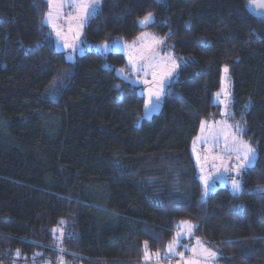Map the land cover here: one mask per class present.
I'll list each match as a JSON object with an SVG mask.
<instances>
[{
	"label": "trees",
	"instance_id": "obj_1",
	"mask_svg": "<svg viewBox=\"0 0 264 264\" xmlns=\"http://www.w3.org/2000/svg\"><path fill=\"white\" fill-rule=\"evenodd\" d=\"M249 1H101L84 44L152 30L180 59L162 109L142 119L145 96L118 73L123 53L92 47L69 62L47 0H0L1 263L140 264L145 241L164 251L187 220L220 264H264V17ZM225 66L257 160L240 193L220 186L202 199L192 145L201 121L223 117Z\"/></svg>",
	"mask_w": 264,
	"mask_h": 264
},
{
	"label": "rangeland",
	"instance_id": "obj_2",
	"mask_svg": "<svg viewBox=\"0 0 264 264\" xmlns=\"http://www.w3.org/2000/svg\"><path fill=\"white\" fill-rule=\"evenodd\" d=\"M100 4H101V2H100ZM100 4H99V6H100ZM55 9H56V5L54 4L53 5V13H54L53 23L62 27V36H66L69 43L74 42V43H77L79 46V51L76 52L74 60H76V58L79 54L83 53L85 50H87L88 48H92V47L94 49L98 50L99 52L104 53V54L109 53V52H121V53H123L126 57V60H127V66L124 68H119L118 73L124 78L127 77V80L130 81L131 83L139 86L140 93L145 96L146 100H147L148 95H149V89H151L152 91L157 90L156 86L153 82V77H152L153 69H150V68L146 69V71L148 72V75H145L144 71H141L139 73L133 72L130 65H129V56L132 55L135 58L138 55L140 50L146 48L148 45H150L152 43L153 37L158 38L160 40H163V44L154 45L155 52L161 58H166L170 54L172 57H174L176 59V62L179 65V67L176 68L172 77L166 81V85L164 88L163 95H162L160 101L158 102L159 106L154 108V109H146L145 108L142 119L143 118H151L153 114L159 112L162 109L163 98H164V94L166 92V89L168 87V84L173 80L174 76H176V74L180 68V64H181L179 57L177 55H175L173 51H171V50L164 51L163 50V46L165 43L164 37H162L161 35L157 34L156 32H154L152 30H144L140 34V36H138V38H136L134 40H126L123 37H118V38H115L111 41L100 42V43H96L92 46H87L86 44H84V39H83L84 27H85L86 23L84 24V27L81 31L79 40L74 41L73 40L74 33H71L68 30L69 29V23H68L66 17L69 14L75 13V11H76L75 8L73 6H71L70 0H66L64 7L62 9V16L60 19H55ZM96 10H95V12H96ZM90 16L88 18H90ZM153 20H154V14H153ZM46 22H47V20H46ZM47 24L51 27L52 32L54 33V36L56 39V47L59 48V50H67L66 55H68L71 50L65 49L63 47L64 40L62 38H58L56 35V32L53 30V27L48 22H47ZM142 26H145V25H142ZM142 34H147V35L142 36ZM157 63H159V68L156 69L158 76L160 74H162L163 72L168 71L172 67L170 62L165 64V63H160L159 61H157ZM225 67L228 68V66H225ZM224 68L222 70L221 88L215 93L216 102L221 104V106H222L223 117L218 119V120H209V119L203 120V121L207 122L205 131L202 133L201 128H200V132L197 136V137H202V139L197 140V137H196V139L194 140L193 145H192V152L194 154L196 162H197V158L198 157L200 158V164L197 163L200 178H201V176L208 178V183L210 185H213L212 188L210 189L209 193L211 191H214L215 189H217L220 186H229L232 189L231 180L233 177H236L235 172L223 170V167H221V160H213L214 156H221V157H223V163L228 165L229 168H231L232 165L237 163V161H235V158H234L235 154L225 151V140H224L223 135H219L218 140L213 139V136L218 135L220 133L221 129L224 128L223 122L226 121L227 124L233 125V126H235L237 124L236 122H234L232 114L231 115H225V112L231 113V104H232V100H233V83H232V77H231L229 68H228L227 73H225ZM120 69H124L123 73H121L119 71ZM144 81H148V83H144ZM217 93H219L220 95L217 96L216 95ZM232 130H234V128ZM240 139L244 140L241 135H240ZM205 140L207 141L206 143L204 142ZM245 142H247V141H245ZM248 144H250V143H248ZM193 149H195V152L193 151ZM230 155L233 157L231 160H229ZM205 157L207 158L206 160H205ZM256 160H257V152H256ZM256 160H255V162H256ZM201 169H203V171ZM236 178L240 179V176L236 177ZM202 183H203V181H202ZM203 185H204V183H203ZM182 221H187V220H181L180 222H182ZM188 222H190V221H188ZM190 223L195 226V224H193L192 222H190ZM179 226H180V223H179ZM182 231H184V230L180 226L179 229L176 231V233L182 232ZM174 237H175V235H174ZM197 239H199L200 241L203 242L204 247H207L213 251H217L219 256H220V252L218 250H216L214 247L209 245L203 237L198 236L195 233V227L193 229V235L191 237L186 236V235L182 236V246H178L175 249V251L183 252L184 253V260L199 259L201 261V264H220L219 256H218V259H216L215 261H212V260L205 261L204 257H202L200 255V251H201L200 246L196 245ZM183 245H186L187 247H184ZM193 247H195L197 249V253L195 255L189 250ZM64 252L65 251H63L61 253H64ZM149 252H150V254H153L151 256V259L148 261H146L144 259V261H142L140 264H164L165 261H167L170 258L176 260V264H183V261H181L179 256L167 254V248L164 251H149ZM157 252L160 253V257L158 260H157V257L154 255ZM162 259H165V260L163 262H158V261H162Z\"/></svg>",
	"mask_w": 264,
	"mask_h": 264
},
{
	"label": "snow or ice",
	"instance_id": "obj_3",
	"mask_svg": "<svg viewBox=\"0 0 264 264\" xmlns=\"http://www.w3.org/2000/svg\"><path fill=\"white\" fill-rule=\"evenodd\" d=\"M49 5V11L45 16V19L47 22L53 27V30L56 32V35L58 38H62L64 40L63 47L65 49L71 50L69 54L66 56V59L71 62L74 60L75 54L77 51H79V46L77 43H69L66 36H62V27L56 25L53 23L54 13H53V5H56L55 9V19H60L62 16V9L64 7V4L66 0H47ZM101 0H70L71 6L75 8V13L69 14L66 19L69 23V32L74 33L73 40H79L81 31L84 27V24L86 23L88 17L95 12L97 7L99 6ZM258 4L260 8L264 9V0H250V6ZM153 21V14L151 12L147 13L142 19L139 20V23L141 25H149ZM147 34H142V36H146ZM163 44V40H160L158 38L153 37L152 43L148 45L146 48L139 51L138 55L134 58L132 55L129 56V65L133 72L139 73L141 71H144L145 75H148V72L146 69H153L152 77L153 82L156 86V91H152L149 89V95L145 102V108L146 109H154L159 106L158 102L160 101L164 88L166 85V81L169 80L173 73L175 72L176 68L179 67V65L176 62V59L172 57L170 54L166 58H161L158 56V54L154 50V45H161ZM159 61L160 63H168L170 62L172 67L166 71L157 75L156 69L159 68ZM121 73H123L124 69L119 70ZM225 73L228 72V68H224ZM127 79V77H125ZM144 83H148V81H144ZM217 96L220 94L217 93ZM225 115H231V113L225 112ZM206 121H201V132L203 133L206 128ZM224 123V128L221 129L220 133L218 135H214L213 139L218 140L219 135H223L225 140V151L229 153L235 154V163L234 165L229 168L228 165L223 163V157L221 156H214L213 160H221V167H223L224 171H233L236 173V177H239L242 173H246L249 169H251L256 160V149L253 148L250 144L245 142L244 140L240 139V135L242 134V127L239 122L235 126L227 124V122ZM234 128V130H232ZM202 137H197V140H201ZM207 142L206 140L204 141ZM195 152V149H193ZM233 157L230 155L229 160H231ZM207 158L205 157V160ZM197 163L200 164V158H197ZM203 171V169H201ZM236 177H233L231 180L232 184V193L238 194L241 191L242 188V181ZM201 180L204 183V190L202 193V199H205L210 189L213 185H210L208 183V178L201 176ZM258 192H260L262 195H264V185H260L256 189ZM64 222L61 221V224ZM180 226L184 231L177 232L175 234V237L172 241H170L167 245V254L179 256L181 261H183V264H201V261L199 259H191V260H184V253L183 252H177L175 249L178 246H182V236H189L191 237L193 235V229L194 225H192L188 221H182L180 222ZM56 231L55 229L53 230ZM63 241V231L61 230V238L60 243ZM196 245L200 246V255L204 257L205 261L212 260L215 261L218 259V252L213 251L207 247L203 246V242L199 239L196 240ZM184 247H187L186 245H183ZM61 252L64 251L63 248L59 249ZM194 255L197 253V249L195 247L189 249ZM16 255L19 257L20 252L17 250ZM153 254H150L148 250V242L145 241V250H144V258L146 261L151 259V256ZM157 257V260L160 257V253L157 252L154 254ZM60 264H63V261L61 260Z\"/></svg>",
	"mask_w": 264,
	"mask_h": 264
},
{
	"label": "water",
	"instance_id": "obj_4",
	"mask_svg": "<svg viewBox=\"0 0 264 264\" xmlns=\"http://www.w3.org/2000/svg\"><path fill=\"white\" fill-rule=\"evenodd\" d=\"M248 8L250 9L252 13L259 15L261 17H264V9L260 8L258 4L250 6V1H249ZM0 264H3V263L0 262Z\"/></svg>",
	"mask_w": 264,
	"mask_h": 264
},
{
	"label": "crops",
	"instance_id": "obj_5",
	"mask_svg": "<svg viewBox=\"0 0 264 264\" xmlns=\"http://www.w3.org/2000/svg\"><path fill=\"white\" fill-rule=\"evenodd\" d=\"M55 40H56V39H55ZM58 49H59V48H58ZM62 51H65V52H67V50H62ZM168 260H169V261H165V263H166V262H173V264H176V260H174V259H171V258H170V259H168ZM158 262H163V261H158ZM165 263H164V264H165Z\"/></svg>",
	"mask_w": 264,
	"mask_h": 264
},
{
	"label": "built area",
	"instance_id": "obj_6",
	"mask_svg": "<svg viewBox=\"0 0 264 264\" xmlns=\"http://www.w3.org/2000/svg\"><path fill=\"white\" fill-rule=\"evenodd\" d=\"M167 264H173V262H167Z\"/></svg>",
	"mask_w": 264,
	"mask_h": 264
}]
</instances>
